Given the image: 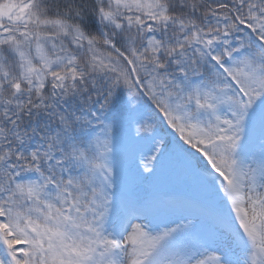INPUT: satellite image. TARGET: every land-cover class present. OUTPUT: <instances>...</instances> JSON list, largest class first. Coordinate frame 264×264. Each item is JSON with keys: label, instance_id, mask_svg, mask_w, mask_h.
<instances>
[{"label": "snow or ice", "instance_id": "obj_1", "mask_svg": "<svg viewBox=\"0 0 264 264\" xmlns=\"http://www.w3.org/2000/svg\"><path fill=\"white\" fill-rule=\"evenodd\" d=\"M0 264H264V0H0Z\"/></svg>", "mask_w": 264, "mask_h": 264}]
</instances>
